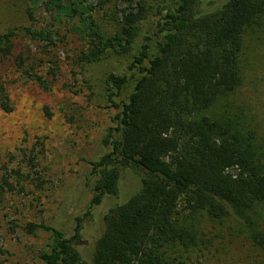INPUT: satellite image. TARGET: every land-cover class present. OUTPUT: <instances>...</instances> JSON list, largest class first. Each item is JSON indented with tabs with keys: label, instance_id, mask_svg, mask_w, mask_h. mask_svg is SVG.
<instances>
[{
	"label": "trees",
	"instance_id": "1",
	"mask_svg": "<svg viewBox=\"0 0 264 264\" xmlns=\"http://www.w3.org/2000/svg\"><path fill=\"white\" fill-rule=\"evenodd\" d=\"M29 1L78 18L80 65L108 51L130 57L127 73L104 78L107 107L115 113L101 138L107 151L88 163L85 184L95 207L119 193L123 170L139 186L103 214L90 264H182L200 241L199 218L227 222L230 235L242 236L264 264V125L236 97L245 37L263 30L264 0H165L150 20L148 3L157 0ZM94 11L108 15L113 31ZM49 31L26 28L39 41L51 42ZM15 35L12 29L0 34V59L12 57L21 74L44 85L23 52L12 55ZM40 43L48 53L49 43ZM49 61L54 80L58 65ZM0 108L10 110L1 86ZM24 230L50 232L38 254L44 264L81 262L73 247L77 230L67 237L34 222Z\"/></svg>",
	"mask_w": 264,
	"mask_h": 264
},
{
	"label": "rangeland",
	"instance_id": "2",
	"mask_svg": "<svg viewBox=\"0 0 264 264\" xmlns=\"http://www.w3.org/2000/svg\"><path fill=\"white\" fill-rule=\"evenodd\" d=\"M164 1L148 3L149 20ZM43 8L29 0H0V34L14 30L12 55L23 52L32 71L46 82L42 85L21 74L12 57L0 59V86L10 102L9 111L0 108V264H44L38 254L47 249L50 232L27 233V222L53 226L67 237L77 230L73 241L81 256L77 264H90L103 214L139 186V179L123 170L119 193L95 207L89 204L91 193L85 184L88 163L107 151L101 138L115 113L107 107L104 78L111 72L127 73L130 57L108 51L98 61L80 65L76 58L84 41L78 18ZM92 16L113 31L108 15L94 11ZM26 28L50 30L52 41L31 39ZM262 29L250 30L245 37L243 79L236 92L258 125H264ZM40 42L49 43L48 53ZM49 60L58 65L54 80L48 75ZM199 223L200 241L182 264H258L256 250L242 236L230 235L227 222L199 218Z\"/></svg>",
	"mask_w": 264,
	"mask_h": 264
}]
</instances>
